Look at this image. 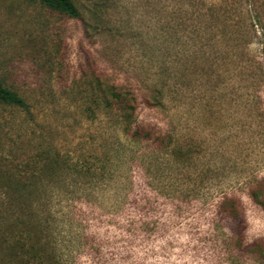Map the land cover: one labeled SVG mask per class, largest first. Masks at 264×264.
Instances as JSON below:
<instances>
[{
	"label": "rangeland",
	"instance_id": "1",
	"mask_svg": "<svg viewBox=\"0 0 264 264\" xmlns=\"http://www.w3.org/2000/svg\"><path fill=\"white\" fill-rule=\"evenodd\" d=\"M74 2L0 0V81L29 106L0 104V186H32L0 187V264H264V0ZM93 76L151 135L88 117ZM88 145L109 159L84 174Z\"/></svg>",
	"mask_w": 264,
	"mask_h": 264
},
{
	"label": "trees",
	"instance_id": "2",
	"mask_svg": "<svg viewBox=\"0 0 264 264\" xmlns=\"http://www.w3.org/2000/svg\"><path fill=\"white\" fill-rule=\"evenodd\" d=\"M28 1H40L45 4L49 8L53 10H57L63 13L68 14L72 17H77L79 15V9L76 6L74 0H28ZM89 86L87 89V101L85 109L86 112L91 113L90 118L95 119L96 113L104 112L106 114L115 113L117 120L115 122L121 123L123 125V132L126 134V140L128 141H139L141 140L142 135H146L147 137L151 135L149 129H146L144 126L140 125L138 122L134 121V114L136 107L134 106V96L123 86H117L113 84H107L105 80H102L98 77H92L89 81ZM0 104H8L20 107L22 109H26L29 111V106L26 99L21 96L17 91L11 89L6 86L4 83L0 81ZM125 140V141H126ZM85 144V142H84ZM84 150V164H81V168L84 166V174L97 169L100 165L97 163L100 161L102 164L108 162V156L101 157L100 154H93L89 145L86 146ZM48 160L45 165L46 167V175L48 177L54 176L56 171H63L66 167H69L70 160L61 154L56 147H49ZM106 155V154H105ZM106 159V160H105ZM23 170V169H22ZM10 175H8V181L1 184L0 187L3 188H11L9 191L14 192L9 200L14 201L16 204H20L23 198V191L25 189L31 190L30 185L26 182L17 181L16 179L19 176L20 170H13ZM34 174H38V170L34 169ZM264 182V181H263ZM263 182L258 183V187L264 185ZM7 191V190H5ZM253 199L260 203L264 207V198L259 199L258 194L252 192ZM233 203L237 204L230 208L231 213H235L238 209L237 201L228 196H224L222 204ZM1 215V214H0ZM14 215V214H13ZM11 215L10 218L13 220H19L15 215ZM4 216V214H3ZM3 216H0V223L5 221ZM7 219L8 220H10ZM6 221V222H7ZM8 225L16 224L7 222ZM27 232H31L30 229L26 230ZM36 258H39L37 256Z\"/></svg>",
	"mask_w": 264,
	"mask_h": 264
}]
</instances>
